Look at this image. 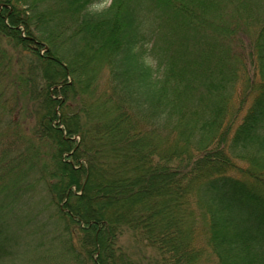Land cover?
<instances>
[{"label": "trees", "instance_id": "obj_1", "mask_svg": "<svg viewBox=\"0 0 264 264\" xmlns=\"http://www.w3.org/2000/svg\"><path fill=\"white\" fill-rule=\"evenodd\" d=\"M104 1L0 0V264L9 196L26 264H264V0Z\"/></svg>", "mask_w": 264, "mask_h": 264}, {"label": "rangeland", "instance_id": "obj_2", "mask_svg": "<svg viewBox=\"0 0 264 264\" xmlns=\"http://www.w3.org/2000/svg\"><path fill=\"white\" fill-rule=\"evenodd\" d=\"M109 4H110V0H107L104 2H98L92 6V9L99 10V9H102V8L108 6ZM44 51L45 50L42 49L41 52H44ZM245 76H251L252 82H254L253 84L255 86H258L260 84V77H259V74L257 72H255V66L253 63L252 64L248 63ZM253 76H254V78H253ZM247 84H248V82L244 81V79L240 80L239 92L236 95V97L234 98V106L241 105V101H243L245 99V96L243 94H244V91L247 90L246 89ZM53 89L54 88H52V90ZM54 91H55V89H54ZM54 91H53V94L57 95V98H60L62 96L61 94H58V92H54ZM250 102H251V97H249L248 102L242 108L240 115H239V118L235 121L234 124H231L232 129H231V133H230L231 135L230 136L233 135L237 125L241 122L242 117L245 114V112L247 111V107L250 104ZM56 108H58V111L60 112L59 106H57ZM1 116H3V115H1ZM206 167H209V166L207 165ZM247 167H248L247 162L238 161L233 166L225 168L224 171L227 169L225 172L244 178L247 176V175H245L246 172L248 171ZM8 202H9V208L5 209L4 215L6 217L10 218L12 225H13V232L15 234L14 236L16 237L15 245L16 246L18 245L21 253L23 252V254H22L23 256L20 257V259L16 260L15 264H26V248H27V241H28L27 232H26V207H24L23 209L19 208L18 207L19 205L16 202L11 201L10 196H9ZM173 208L174 207H172L171 209L173 210ZM11 209H13V212L9 211ZM177 213L179 214V210H177L176 214ZM180 220L182 221V219H180ZM182 226H183V221L180 223V227H182Z\"/></svg>", "mask_w": 264, "mask_h": 264}]
</instances>
